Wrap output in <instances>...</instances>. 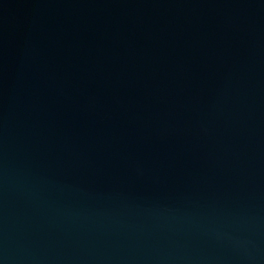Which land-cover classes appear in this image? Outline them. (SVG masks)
I'll return each instance as SVG.
<instances>
[{"label":"water","instance_id":"95a60500","mask_svg":"<svg viewBox=\"0 0 264 264\" xmlns=\"http://www.w3.org/2000/svg\"><path fill=\"white\" fill-rule=\"evenodd\" d=\"M0 264H264V0H0Z\"/></svg>","mask_w":264,"mask_h":264}]
</instances>
